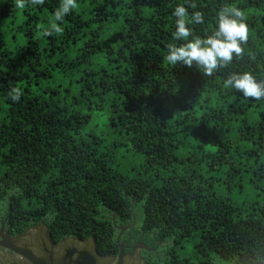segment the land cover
Wrapping results in <instances>:
<instances>
[{
	"label": "trees",
	"instance_id": "16d2710c",
	"mask_svg": "<svg viewBox=\"0 0 264 264\" xmlns=\"http://www.w3.org/2000/svg\"><path fill=\"white\" fill-rule=\"evenodd\" d=\"M0 0V220L44 221L115 254L117 226L152 248L146 264H264V100L224 81L264 79V0ZM191 3L196 9L189 7ZM177 5L239 7L249 38L212 77L170 66ZM59 23L61 33L43 31ZM22 89L18 102L9 93Z\"/></svg>",
	"mask_w": 264,
	"mask_h": 264
},
{
	"label": "clouds",
	"instance_id": "9594fccd",
	"mask_svg": "<svg viewBox=\"0 0 264 264\" xmlns=\"http://www.w3.org/2000/svg\"><path fill=\"white\" fill-rule=\"evenodd\" d=\"M44 0H15V7L25 9L28 5H42ZM77 0H61L58 9L54 13L56 22L63 23L73 9L77 7ZM192 9L197 5L191 3ZM176 17V27L173 39L183 41V43L169 44L167 46V63L176 67L183 64L189 68L195 67L200 70L203 77H212L216 72L227 68L234 57L243 59L249 38V26L246 23L245 13L236 6H224L217 12V22L215 30L204 37L194 35L189 23L203 24L204 12L194 11L189 18L188 10L183 5H177L173 11ZM63 29L59 23H52L50 28L45 29L43 34L51 36L53 32L61 33ZM225 85L243 94L245 98L264 100V79L258 80L251 72H231ZM22 95V89L13 87L9 97L13 102H18Z\"/></svg>",
	"mask_w": 264,
	"mask_h": 264
},
{
	"label": "water",
	"instance_id": "95a60500",
	"mask_svg": "<svg viewBox=\"0 0 264 264\" xmlns=\"http://www.w3.org/2000/svg\"><path fill=\"white\" fill-rule=\"evenodd\" d=\"M136 214L134 213V222L127 225L118 226L121 229L118 237L122 235L123 231L132 226L136 222ZM24 234L11 235L4 229V225L0 224V247L3 249L0 253L1 264H13L19 262V264H25L20 258H17L16 254L21 257L36 262L37 257L27 246L18 248L17 242L23 240ZM47 237L50 240L49 245H44L48 248L47 252H43L41 255L44 259L48 258L49 264H86V260L90 261L87 264H104V256L98 253L94 239L91 237L86 238L84 241L75 236H65L61 242L57 245L51 243L50 233L47 232ZM40 245V244H39ZM40 255V256H41ZM124 249L120 247L118 264H121V260L124 258ZM42 261V260H41ZM47 261V260H45ZM133 261H126L125 264H135Z\"/></svg>",
	"mask_w": 264,
	"mask_h": 264
},
{
	"label": "flooded vegetation",
	"instance_id": "af4514ba",
	"mask_svg": "<svg viewBox=\"0 0 264 264\" xmlns=\"http://www.w3.org/2000/svg\"><path fill=\"white\" fill-rule=\"evenodd\" d=\"M1 222L4 225V229L8 231V229L5 228V220L1 219L0 224H1ZM122 225H124V224L116 225L117 226L116 228L118 229L116 237H115V243L117 245L116 253L115 254H109L108 253V254H103V255L101 254L102 256L105 257L103 263L104 264H118L120 247H123V249H124V257L123 258L124 259L121 260V262H123L121 264H125L126 261L136 262L135 264H146V252L151 251L152 248L148 247L145 243H143L139 240L134 241L131 238V235L129 233L130 227L125 229L123 231L122 235L118 237V234H120V232H121V229L118 226H122ZM48 231L50 233L51 243H53L54 245L59 244L61 242V240L65 237V236L62 237L58 241L55 240L51 236V231H50L49 225L42 220L37 221L35 224H30L21 232L11 234L13 236L19 235V234L20 235L24 234L22 237L23 240L17 242L18 248L23 247L27 244L28 248L36 256H39V257H37L36 262H31L30 260H27V259L21 257L20 255L16 254L17 258L22 259L25 264H49L48 258L44 259V256L41 255L43 252L46 253L48 250V248L44 247V245H46V246H47V244L49 245L50 240L47 237ZM84 240H82V241H84ZM95 245H96V243H95ZM2 251H3V249L0 247V253H2ZM45 260H47V261H45ZM87 262H90V261L86 260V264H87ZM13 264H17V262H14ZM18 264H19V262H18Z\"/></svg>",
	"mask_w": 264,
	"mask_h": 264
}]
</instances>
